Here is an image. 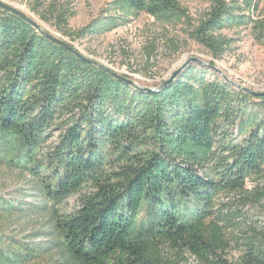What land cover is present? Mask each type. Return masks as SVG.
<instances>
[{
	"label": "trees",
	"instance_id": "1",
	"mask_svg": "<svg viewBox=\"0 0 264 264\" xmlns=\"http://www.w3.org/2000/svg\"><path fill=\"white\" fill-rule=\"evenodd\" d=\"M206 1L211 13L190 36L220 59L227 50L220 33L246 26L253 0ZM57 12L58 33L72 40L108 34L129 13L169 24L186 14L178 0H113L73 35L67 20L74 14ZM258 36L264 44L263 25ZM198 65L147 93L0 9V166L30 173L56 209L78 196L72 214L60 219L55 211L76 263L178 264L189 256L198 264H264V230L256 227L241 232L239 257L229 259L230 230L239 231L244 216L218 202L228 196L231 207L264 208V96L212 80ZM26 207L0 199V264L36 258L8 234Z\"/></svg>",
	"mask_w": 264,
	"mask_h": 264
},
{
	"label": "rangeland",
	"instance_id": "2",
	"mask_svg": "<svg viewBox=\"0 0 264 264\" xmlns=\"http://www.w3.org/2000/svg\"><path fill=\"white\" fill-rule=\"evenodd\" d=\"M113 0H52L53 6L37 4L36 0H0V4L13 7L38 23L44 30L60 38L76 49L84 57L100 63L112 72L132 80L138 87L156 89L171 75L192 59L205 65L209 78L219 79L237 89L243 87L257 93L264 92V44L258 32L264 26V0H253L250 22L245 26H234L220 34L227 42L225 54L216 59L213 53L201 46L190 36L201 21L211 13V5L206 0H178L186 11L179 21L165 23L146 13H129V21L105 35L72 40L58 33V12L67 9L74 14L67 20V31L75 35L98 19ZM119 1V0H115ZM242 4L243 0H234ZM245 7V9H247ZM190 66L199 67L197 63ZM236 136L237 129L230 128ZM59 132L54 133V138ZM255 186L253 181L248 189ZM0 199L22 207L8 224V234L22 241L34 251L36 258L32 264H78L65 252L58 235L55 211L60 219L72 214L78 207V196H72L56 209L43 201L38 182L30 173L22 169L0 166ZM219 207L239 209L244 216L239 231L230 230L229 259L239 257V247L235 240L248 227L264 230V208L231 207L232 198L221 196ZM46 204V206H45ZM233 204V203H232ZM229 211V212H230ZM178 264H198L194 258L186 256Z\"/></svg>",
	"mask_w": 264,
	"mask_h": 264
},
{
	"label": "water",
	"instance_id": "3",
	"mask_svg": "<svg viewBox=\"0 0 264 264\" xmlns=\"http://www.w3.org/2000/svg\"><path fill=\"white\" fill-rule=\"evenodd\" d=\"M0 9L7 11L15 16H18L20 18H22L23 20H25L27 23H29L38 33H40L41 36H43L44 38H46L47 40L61 46L62 48L66 49L67 51L71 52L72 54L80 57L81 59H83L84 61L98 67L101 70L106 71L107 73L113 75L115 78L125 82L128 85L133 86L135 89L140 90V91H144L147 93H158L161 90L165 89L166 87L170 86L176 79L177 77L188 67L190 66L192 63H197L200 65H204L202 62H200L197 59H192L191 61L187 62L186 64H184L182 67H180L178 70H176L171 77L165 82L163 83L161 86H159L156 89H147V88H140L138 87L132 80L127 79L121 75H118L114 72H112L111 70L107 69L106 67H104L103 65H101L98 62H95L91 59H88L86 57H84L81 53H79L76 49H74L73 47H71L70 45H68L66 42H64L63 40H61L58 37H55L54 35L50 34L49 32H47L46 30H44L38 23H36L34 20H32L31 18L27 17L23 12L13 8V7H9L6 5H2L0 4ZM237 89L242 90L248 94H251L252 96L255 97H263L264 96V92L263 93H257L255 91H252L250 89L247 88H243V87H237Z\"/></svg>",
	"mask_w": 264,
	"mask_h": 264
}]
</instances>
